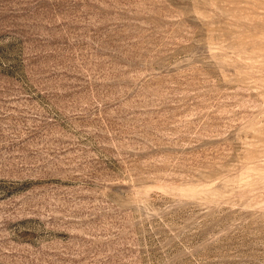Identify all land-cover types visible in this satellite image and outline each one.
<instances>
[{
  "label": "rangeland",
  "instance_id": "obj_1",
  "mask_svg": "<svg viewBox=\"0 0 264 264\" xmlns=\"http://www.w3.org/2000/svg\"><path fill=\"white\" fill-rule=\"evenodd\" d=\"M0 264H264V0H0Z\"/></svg>",
  "mask_w": 264,
  "mask_h": 264
}]
</instances>
